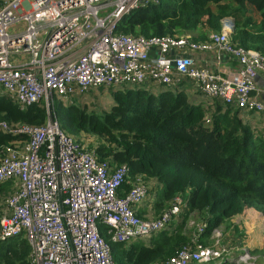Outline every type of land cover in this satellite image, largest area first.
<instances>
[{
    "label": "built area",
    "instance_id": "built-area-1",
    "mask_svg": "<svg viewBox=\"0 0 264 264\" xmlns=\"http://www.w3.org/2000/svg\"><path fill=\"white\" fill-rule=\"evenodd\" d=\"M159 0H0V94L21 108L59 100L71 104L100 87L158 85L178 89L183 78L226 106L264 111V55L230 40L231 20L201 41L187 35L143 36L116 31L131 11ZM220 51L234 58L237 69L221 75L197 66L192 53ZM78 99V98H77ZM208 122V121H207ZM12 139L0 146V183L11 193L0 201V241L22 234L31 252L29 264H115L100 234L107 228L113 241H148L180 221L186 201L175 196L160 218L137 215L147 200L148 186L126 164L99 160L95 149L79 143L56 121L39 126L0 122ZM88 147V148H87ZM192 223V221H191ZM212 232L213 247L197 236L204 224L186 232L192 244L163 264H255L256 256L239 243L220 245L221 231Z\"/></svg>",
    "mask_w": 264,
    "mask_h": 264
},
{
    "label": "trees",
    "instance_id": "trees-1",
    "mask_svg": "<svg viewBox=\"0 0 264 264\" xmlns=\"http://www.w3.org/2000/svg\"><path fill=\"white\" fill-rule=\"evenodd\" d=\"M225 17L233 19L229 35L233 43L264 55V0H159L124 16L116 31L146 37L189 34L205 41L221 31ZM76 101L68 105L51 101L53 119L72 137L81 132L98 137L91 147L99 160L128 166L122 195L136 175H142L148 189L150 179L156 182L154 219L161 217L175 196L183 197L188 206L181 221L170 223L148 241H113L100 224L115 264H163L192 244V231L184 229L191 214L204 224L196 239L203 247L215 245L212 232L223 226L220 245L228 241L245 245L256 256L255 264H264V135L243 123L238 110L216 100L212 111L189 100L180 89L158 94L142 87L117 89L111 106L99 112L88 111ZM47 120L42 101L21 108L0 94V122L39 126ZM11 138L0 132V146ZM6 183H0V201L3 193L10 192ZM137 215L142 217L140 212ZM251 218L261 223L253 232L246 223ZM30 252L22 234L10 237L0 241V264H29Z\"/></svg>",
    "mask_w": 264,
    "mask_h": 264
},
{
    "label": "crops",
    "instance_id": "crops-1",
    "mask_svg": "<svg viewBox=\"0 0 264 264\" xmlns=\"http://www.w3.org/2000/svg\"><path fill=\"white\" fill-rule=\"evenodd\" d=\"M192 55L196 58L197 63H195V64L197 66L207 67V68H209V69H211V70H213V71H215L221 75H226V74L233 72L234 70L237 69V66H238L237 62L234 60V58L230 57L229 55H227L225 53L217 51V50H213L210 52H200V53L196 52V53H192ZM259 84L261 86L264 84V80L262 78L259 79ZM141 87L144 88L145 90H147L148 92H151L154 94H158L160 91L165 90L164 87L162 88L158 85H153V86L148 85V86H141ZM179 89L185 91L189 100H191L192 102H196V103H202L205 107L209 108L212 111L216 107V100H219V99H215V98H211V97L207 96L201 90H199L190 80H188L186 78H183V80L180 81L179 86H178V90ZM90 91L91 90H89L87 93L83 94L82 96L77 97L78 99L75 98L73 100V102L75 100H79L84 95L88 94ZM219 101L222 105H224L221 100H219ZM236 110L239 111V118L241 119V121L243 123L248 124L254 131H256L258 133L264 132V111L259 112V113H255V112H249V111L241 110V109H236ZM262 129H263V131H262ZM82 144H86V143L83 142ZM86 145L89 148L94 149V147H91L88 144H86ZM150 181H151L150 182L151 189H148V192L151 195L148 194V200L143 202V204L139 207V209L137 211V212H140L142 214V216L147 215V214L152 216V214H153V208H152L153 196H152V194L155 193V190L157 188L155 189V186H156L155 180L150 179ZM187 208H188V206L186 204V206L182 209V213L186 212ZM181 220H182V216L180 217V221ZM233 243L234 242H231V241L227 242V244H233Z\"/></svg>",
    "mask_w": 264,
    "mask_h": 264
},
{
    "label": "rangeland",
    "instance_id": "rangeland-1",
    "mask_svg": "<svg viewBox=\"0 0 264 264\" xmlns=\"http://www.w3.org/2000/svg\"><path fill=\"white\" fill-rule=\"evenodd\" d=\"M224 19L231 20V24L234 27L233 19L231 17H225L221 21H223ZM233 27H232V30H233ZM122 88H125V86L121 87V88H117V87H113L112 86V87H109V88L100 87L99 89H92L88 94L84 95L82 98L77 100L76 104L80 103L82 106H86L88 111H98L99 112V111L107 109V108H109L111 106L113 91L117 90V89H122ZM53 100H56V99H53ZM78 101H79V103H78ZM262 131H263V129H262ZM263 133L261 135H264ZM73 137L77 141H79L80 143L84 142V143L88 144L89 146H96L97 143H98V140H99V138L95 137L94 135H89V134L82 133V132L79 133L76 136L73 135ZM5 186L8 187V188L10 187V193H11L12 185L10 184V182H7L5 184ZM8 192H9V190H8ZM8 192L3 193L1 195V198L2 197L4 198L5 196H7ZM153 194H152V196H153ZM149 195H151V194H149ZM147 200H148V197H147ZM141 218H143L145 220L152 219L149 214L143 215ZM198 220H199V218L195 214H191L190 216H188V219L186 220V225L184 226L185 229L188 231L189 228L195 224V222H198ZM259 220L260 219H253L252 220V218H251L249 220V222H247L248 226H250V228H248V230L250 232L258 230V225L261 224V223H258V222H260ZM191 221H192V223H191ZM223 229L224 228L222 226V227L218 228V231L219 232L221 231V234H222L224 232ZM210 264H212V262Z\"/></svg>",
    "mask_w": 264,
    "mask_h": 264
},
{
    "label": "water",
    "instance_id": "water-1",
    "mask_svg": "<svg viewBox=\"0 0 264 264\" xmlns=\"http://www.w3.org/2000/svg\"><path fill=\"white\" fill-rule=\"evenodd\" d=\"M46 104H47V113H48L49 121H50V122H53L54 119H53V115H52V113H51V102H50V100H48V101L46 102Z\"/></svg>",
    "mask_w": 264,
    "mask_h": 264
}]
</instances>
